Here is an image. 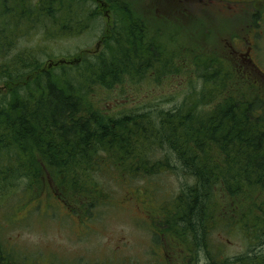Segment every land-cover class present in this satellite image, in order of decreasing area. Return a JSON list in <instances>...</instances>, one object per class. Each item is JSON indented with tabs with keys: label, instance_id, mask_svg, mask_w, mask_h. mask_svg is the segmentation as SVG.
Masks as SVG:
<instances>
[{
	"label": "rangeland",
	"instance_id": "rangeland-1",
	"mask_svg": "<svg viewBox=\"0 0 264 264\" xmlns=\"http://www.w3.org/2000/svg\"><path fill=\"white\" fill-rule=\"evenodd\" d=\"M80 1L99 13H90L83 20L85 27L72 25L81 32L68 28L56 39L58 22L48 24L49 35L43 23L10 26L11 33L27 32L14 42L8 58L20 51L37 50V61L52 76L56 68L75 67L83 61L87 65L93 61L90 58L102 54L106 46L100 40L117 16L114 11L109 15L106 9L105 15L97 0ZM230 1L235 4L220 0H107L114 9L116 3L121 15L126 13L127 22L143 29L141 43L155 61L145 78L137 82L126 81L114 89L95 88L93 102L115 120L172 111L187 97L204 94V104L198 108L204 112L226 98L242 101L258 95L264 100V1ZM72 12L77 17L78 10ZM251 43L257 45L256 64L235 56V50L247 53ZM73 58L76 64H69ZM214 74L221 79L211 84ZM1 91H8L5 82H0ZM168 152L155 148L149 164L157 166L156 175L132 182L120 173L119 166L104 163V172H97V178L107 193L92 209L86 208V213L85 209L74 211L47 192L14 198L16 216L12 220L6 215L7 206L0 210V241L7 243L14 260L34 264H213L216 258L232 260L248 252L255 242L246 237L250 235L243 233L240 223L230 227L223 218L216 224L210 221L214 223L210 226L209 218L216 220L229 195L218 192L219 188L208 202L211 216L195 220L200 234L203 231L199 241L193 232L187 235L180 229L186 227L183 199L194 179L179 168L172 153L167 156ZM174 199L180 202L175 204ZM250 199L258 200L250 194L245 203L251 205ZM78 203L82 205L83 199ZM259 214L255 210L245 220L253 223ZM257 245L254 250H264V244Z\"/></svg>",
	"mask_w": 264,
	"mask_h": 264
},
{
	"label": "trees",
	"instance_id": "trees-1",
	"mask_svg": "<svg viewBox=\"0 0 264 264\" xmlns=\"http://www.w3.org/2000/svg\"><path fill=\"white\" fill-rule=\"evenodd\" d=\"M110 6L117 19L100 40L106 50L90 58L93 61L87 65L83 61L75 67L56 68L50 76L37 61V50L8 58L14 42L27 32L11 33L10 26L43 23L49 35L48 24L58 22L57 39L68 28L81 32L72 25L85 27L83 20L90 13L99 15L98 11L80 0H0V82L8 89L0 93V210L7 206L6 215L12 220L16 216L14 198L47 192L74 211L85 209L86 213V208L92 209L107 193L97 178V172H104V163L119 166L131 182L154 176L157 166L149 164V155L159 147L169 150L167 156L172 153L179 168L194 179L183 199L186 227L180 229L187 235L193 232L199 241L203 231L200 234L195 220L211 216L208 202L219 188L218 192L229 193L227 202L216 220L210 217L209 222L216 224L225 218L230 227L240 223L255 243L243 255L232 260L216 258L213 264H264V250H254L264 244V100L258 95L242 101L226 98L204 112L198 109L204 104V94L187 97L172 111L111 120L93 102L92 90L100 86L114 89L145 78L155 58L141 43L143 29L127 22L126 13L117 12L116 3L115 9ZM75 9L77 17L72 15ZM73 60L61 62L76 64ZM218 75H212L211 84L221 79ZM250 194L258 200L250 199L248 205L244 199ZM79 198L82 205H77ZM172 202L177 204L180 199ZM255 210L260 214L249 224L245 219ZM6 244L0 241V264H34L14 260Z\"/></svg>",
	"mask_w": 264,
	"mask_h": 264
},
{
	"label": "flooded vegetation",
	"instance_id": "flooded-vegetation-1",
	"mask_svg": "<svg viewBox=\"0 0 264 264\" xmlns=\"http://www.w3.org/2000/svg\"><path fill=\"white\" fill-rule=\"evenodd\" d=\"M97 1L102 6L105 15H106L105 9L107 11L110 10V12H108V14L111 15V7H110V4L107 2V0H97ZM168 1L173 2V3L175 2V0H168ZM220 1L227 2V3H229V5L230 4H233V3L235 4V2L230 1V0H220ZM256 47H257V45H254V43H251V46L247 49V53L246 52H243L244 50L241 51V52L235 50V56L236 57H239V58L241 57L242 60L245 61L246 63L256 64L257 63V60H258V53H257V51H255L256 50ZM234 49H236V48H234Z\"/></svg>",
	"mask_w": 264,
	"mask_h": 264
}]
</instances>
